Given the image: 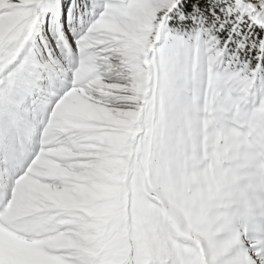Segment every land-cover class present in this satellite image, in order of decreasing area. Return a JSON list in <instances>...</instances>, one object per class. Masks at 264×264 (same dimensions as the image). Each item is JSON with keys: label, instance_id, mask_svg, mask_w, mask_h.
Segmentation results:
<instances>
[{"label": "snow or ice", "instance_id": "obj_1", "mask_svg": "<svg viewBox=\"0 0 264 264\" xmlns=\"http://www.w3.org/2000/svg\"><path fill=\"white\" fill-rule=\"evenodd\" d=\"M0 264H264V0H0Z\"/></svg>", "mask_w": 264, "mask_h": 264}]
</instances>
